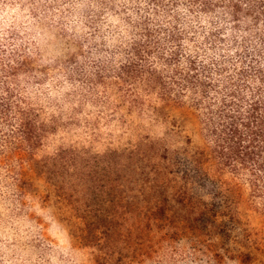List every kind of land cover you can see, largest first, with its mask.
Returning a JSON list of instances; mask_svg holds the SVG:
<instances>
[{"label":"clouds","instance_id":"9594fccd","mask_svg":"<svg viewBox=\"0 0 264 264\" xmlns=\"http://www.w3.org/2000/svg\"><path fill=\"white\" fill-rule=\"evenodd\" d=\"M0 264H264V0H0Z\"/></svg>","mask_w":264,"mask_h":264},{"label":"trees","instance_id":"16d2710c","mask_svg":"<svg viewBox=\"0 0 264 264\" xmlns=\"http://www.w3.org/2000/svg\"><path fill=\"white\" fill-rule=\"evenodd\" d=\"M161 197L163 198V193H161ZM159 214L160 215H163V211L161 210L160 212H159ZM248 259V257H245V260H247Z\"/></svg>","mask_w":264,"mask_h":264}]
</instances>
